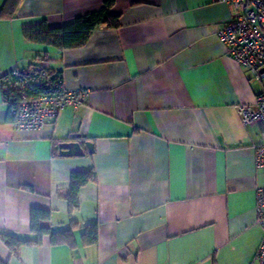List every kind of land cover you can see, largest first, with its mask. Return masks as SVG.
Returning <instances> with one entry per match:
<instances>
[{"label": "crops", "instance_id": "crops-1", "mask_svg": "<svg viewBox=\"0 0 264 264\" xmlns=\"http://www.w3.org/2000/svg\"><path fill=\"white\" fill-rule=\"evenodd\" d=\"M6 1L0 76L41 55L65 88L89 92L52 124L19 130L0 90V233L34 239L35 207L50 212L51 232L72 227L73 237L71 247L45 234L16 253L0 239V264H258L264 170L254 146L264 143V123L243 124L234 106L252 103L264 80H250L217 36L234 6L114 0L117 27L97 25L83 45L60 49L27 41L23 27L61 26L104 0H14L5 10ZM70 140L83 154H59ZM87 169L94 179L69 210L70 174ZM94 222L97 241L85 244Z\"/></svg>", "mask_w": 264, "mask_h": 264}, {"label": "built area", "instance_id": "built-area-1", "mask_svg": "<svg viewBox=\"0 0 264 264\" xmlns=\"http://www.w3.org/2000/svg\"><path fill=\"white\" fill-rule=\"evenodd\" d=\"M234 6L231 15L217 32L228 54L249 72V79L264 80V0H221ZM28 71L13 67L0 76L2 101L19 130H39L52 124L66 107L76 108L88 95L86 88L67 89L61 78L38 58ZM235 112L245 125L264 123V89L248 104H237ZM255 166L264 170V143L254 146ZM257 223L262 238L255 252V261L264 264V186L256 188Z\"/></svg>", "mask_w": 264, "mask_h": 264}, {"label": "trees", "instance_id": "trees-1", "mask_svg": "<svg viewBox=\"0 0 264 264\" xmlns=\"http://www.w3.org/2000/svg\"><path fill=\"white\" fill-rule=\"evenodd\" d=\"M113 2L114 0H104L99 9L76 16L61 26L49 27L44 20L25 25L22 29L23 36L27 41L43 43L60 49L81 46L86 42L90 32L97 25L111 28L118 26V15L110 12ZM14 3V0H7L4 4L5 10L6 8L9 9ZM40 57L42 56H37L27 69H19L28 71V69H31L36 64L35 61ZM55 73L61 78L59 73L56 71ZM94 176L93 169L71 172L69 186L64 193V199L69 206V210L77 207L79 189L90 180H93ZM49 221L50 212L48 210L33 207L30 211V231L34 234V239H22L7 233H0V239L9 248L11 253H16L22 245L40 243L45 234H49L52 244L65 243L72 247V227L63 231L51 232ZM81 237L85 244H94L97 241L96 223L87 224Z\"/></svg>", "mask_w": 264, "mask_h": 264}, {"label": "water", "instance_id": "water-1", "mask_svg": "<svg viewBox=\"0 0 264 264\" xmlns=\"http://www.w3.org/2000/svg\"><path fill=\"white\" fill-rule=\"evenodd\" d=\"M71 137H80L79 135H71ZM84 145L86 146L89 152H92V144L89 141H85ZM59 154L61 155H81L83 154V149L79 142L70 140L59 143Z\"/></svg>", "mask_w": 264, "mask_h": 264}]
</instances>
